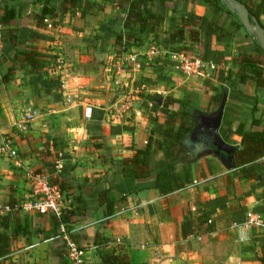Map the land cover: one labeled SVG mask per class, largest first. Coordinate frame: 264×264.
Returning a JSON list of instances; mask_svg holds the SVG:
<instances>
[{"label": "crops", "instance_id": "crops-1", "mask_svg": "<svg viewBox=\"0 0 264 264\" xmlns=\"http://www.w3.org/2000/svg\"><path fill=\"white\" fill-rule=\"evenodd\" d=\"M8 1L18 14L0 31L3 47L14 44L16 52L0 55V80L11 73L0 82V133L12 139L18 154H0V215L7 201L28 198L25 172L32 170L70 187L63 192V209H75L72 234L84 248L82 264H103L99 249L125 254L131 264H258L259 247L248 248L258 245L253 237L264 235V222L241 229L248 238L243 243L236 224L245 221L247 212L264 221V156L227 169L206 142L207 123L224 87L227 99L218 128L223 141L240 147L239 122L251 125L256 118L260 124L251 128L264 127V88L257 89L255 80L257 68L264 67V51L237 27L235 15L200 0L156 1L151 7L155 19L134 24V39L125 33L127 8L117 0H82L64 11L62 0ZM44 3L56 12L49 17L52 28L37 23ZM190 13L215 19L227 36L200 34L196 42L171 37V19L180 21ZM260 21L264 23V14ZM190 27L198 29V24ZM182 46L189 48L186 55L208 56L206 61L225 71L183 74L172 57ZM26 48L43 55L37 66L21 53ZM243 63L248 64L245 73L255 78L240 80ZM128 92L134 99L131 111L115 115L112 105ZM86 106L90 117L84 114ZM28 112L35 118L26 130L18 129L15 123ZM186 122L183 149L173 148L159 134L166 126L176 129ZM149 141V175L126 176L121 161ZM166 159L174 161L179 186L163 194L151 183ZM106 201L113 202L112 214ZM6 214L13 235L0 264H69L52 213ZM202 215L212 221L213 231H192Z\"/></svg>", "mask_w": 264, "mask_h": 264}, {"label": "trees", "instance_id": "trees-1", "mask_svg": "<svg viewBox=\"0 0 264 264\" xmlns=\"http://www.w3.org/2000/svg\"><path fill=\"white\" fill-rule=\"evenodd\" d=\"M82 0H62L61 1V10H67L70 7L77 6L81 3ZM161 2L163 3L166 0H117V4L119 7H126L127 8V16L124 20V27L125 33L129 38L136 39V32L133 27L134 24L141 23L144 25L145 21L155 19V15L152 13L151 7L154 2ZM204 4H209L211 7H216V9L225 10L226 12H231L220 3L219 0H200ZM243 2L249 10V13L254 15L260 22V25L264 27V23L260 21V15L264 14V0H260L258 3L253 4L252 0H240ZM0 8L2 12L0 13V28L5 27L11 23L13 19L17 17L18 11L14 4H10L8 0H0ZM56 12L53 7H48L46 3H44L43 7L36 15L37 23L40 25H46L44 22V18L55 17ZM236 17V16H235ZM171 37L181 40L183 37L188 38L189 40L196 42L200 41V34H204L210 37L212 34H215L218 39H222L223 37L227 36V32L217 23V21L210 20L205 16H197L194 13H190L189 15L182 18L180 21H176L175 17L171 19ZM198 24V29L191 28V24ZM237 27H242L239 22L236 21ZM10 31V30H9ZM12 32V31H11ZM2 40L4 39L3 34ZM12 40L14 38L11 37ZM13 44V43H12ZM256 48L260 49V46L255 43ZM28 48V47H27ZM25 49L21 53L24 54V57L34 66H37L40 61V56H43L39 51H36L34 48ZM10 50H14L16 52V48L13 45H9L7 47L2 48V53L7 54ZM189 48L186 46H182L177 49L178 52H183L185 54L188 53ZM1 53V54H2ZM20 53V52H19ZM191 55V54H190ZM193 57V56H189ZM205 60L208 59V56L204 55ZM216 62L218 58H214ZM233 60V58H232ZM253 64L252 61H249ZM249 63V64H250ZM247 63H243L241 67V81H246L247 79L255 78L252 75H248L245 73L244 68L247 67ZM228 74L225 75V79L230 76V71L227 72ZM264 73V67H258L255 76H256V88H264V80L261 79L262 74ZM223 74V73H222ZM10 71L4 73L1 77L0 82L7 81L10 78ZM221 95H218V100L220 101ZM257 108L256 106L253 109ZM186 112V109H185ZM186 114H188L186 112ZM174 113H170L172 119ZM260 124V120L256 118H252L251 125H248L246 122H239L238 126L235 129V133L241 137V144L240 147H237L233 152V161L235 165L239 168L253 163L255 160L264 156V127L262 129H254L251 128L252 125ZM180 127V128H179ZM188 128L187 122L184 127L178 126H166L164 130L159 133L163 140H169L172 143V147L175 148H182V138H183V131ZM180 149V150H182ZM150 156H151V143L150 141L146 143L143 148L136 149L135 154L131 158H125L121 161V165L124 167L127 165L126 168L123 169L126 176L130 178H142L144 176L149 175V163H150ZM174 161L171 159H166L163 163H161L155 173L154 181L151 183L159 191L163 194H166L172 191L174 188L179 186L176 176L173 173ZM249 173H247V176ZM52 183L58 185L62 192H67L69 190V186L60 181L59 179H51ZM78 199V197L76 198ZM222 199L225 201V197H218V200ZM214 200L210 201L213 202ZM216 201V200H215ZM17 203L16 200H9L7 201L6 205L13 206ZM107 204V213H113V202L106 201ZM75 209H63L62 215L60 219L54 215L56 218V224L59 225V220L64 222L68 228H72L74 223L75 217ZM16 212V211H14ZM209 217L207 215L198 216L196 218V225L193 227L192 231L196 232H211L214 230V226L212 221H209ZM11 224L9 223V218L7 214L0 215V257L5 256L10 251L11 245V238L13 235V228H10ZM71 237L74 239V235L71 234ZM60 238V237H58ZM61 239V238H60ZM253 239L258 242V245L253 244L249 246L248 250L255 251L256 246L259 247L260 255H258L257 261L258 264H264V235H256ZM62 240V239H61ZM63 241V240H62ZM64 243V241H63ZM257 250V249H256ZM64 251L67 253V249L64 243ZM98 256L101 258L103 264H131L127 255H120L114 254L113 251L109 249H99L97 251Z\"/></svg>", "mask_w": 264, "mask_h": 264}, {"label": "built area", "instance_id": "built-area-1", "mask_svg": "<svg viewBox=\"0 0 264 264\" xmlns=\"http://www.w3.org/2000/svg\"><path fill=\"white\" fill-rule=\"evenodd\" d=\"M44 22L48 28H52L53 24L49 18H44ZM3 40L0 31V55L2 53ZM152 52L155 51V48H151ZM172 57L177 60L176 68L180 70L185 75L191 74H200V75H209L208 72L214 69H222L225 71V68L213 63L211 61H206L205 59L193 56L189 57L183 52H173ZM56 62L59 61L58 57H55ZM133 95L131 93H124L122 97L118 99L112 105V111L117 116H123L132 109L133 105ZM86 117L91 115V107L86 106L84 110ZM36 113L28 112L25 114V117L21 121L15 123L16 127L20 130H26L27 124L35 118ZM0 154L7 158H16L18 151L16 145L13 143L12 139L0 133ZM56 167L58 169L62 168L61 160L56 161ZM26 178L29 183L30 193L27 199L17 201L13 206L4 205L1 208V214L8 212H14L19 210L26 211H36L39 214L54 213L58 219H60L63 210L64 203V194L60 190L57 184L52 183L48 175L42 173H36L32 170H27L25 172ZM263 218L253 212H247L245 221L241 224H236L239 228V239L240 243L246 242L248 238L243 232L246 227H251L252 225H262ZM59 232L56 237H60L66 246L67 255L69 264H82V255L84 254V248L81 247L78 242H76L71 234L74 232V228H68L67 225L59 220Z\"/></svg>", "mask_w": 264, "mask_h": 264}, {"label": "water", "instance_id": "water-1", "mask_svg": "<svg viewBox=\"0 0 264 264\" xmlns=\"http://www.w3.org/2000/svg\"><path fill=\"white\" fill-rule=\"evenodd\" d=\"M232 14L236 16L239 23L246 31V33L253 37L255 42L264 51V27L260 25L259 20L249 13L246 5L240 0H219ZM227 88H223V95L217 109V112L210 117L209 123H207L209 129V135L207 137V144L211 148L214 154L219 156V159L227 169L235 168L233 161V152L235 146L230 145L223 141L219 135L218 128L221 124L224 107L227 99Z\"/></svg>", "mask_w": 264, "mask_h": 264}, {"label": "rangeland", "instance_id": "rangeland-1", "mask_svg": "<svg viewBox=\"0 0 264 264\" xmlns=\"http://www.w3.org/2000/svg\"><path fill=\"white\" fill-rule=\"evenodd\" d=\"M250 238V237H249ZM251 238H252V235H251Z\"/></svg>", "mask_w": 264, "mask_h": 264}]
</instances>
